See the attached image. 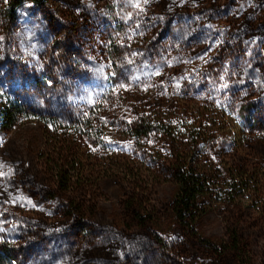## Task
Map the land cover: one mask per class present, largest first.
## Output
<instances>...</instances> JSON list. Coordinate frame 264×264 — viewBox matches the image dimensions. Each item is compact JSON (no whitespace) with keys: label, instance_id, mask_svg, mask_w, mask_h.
<instances>
[{"label":"rangeland","instance_id":"rangeland-1","mask_svg":"<svg viewBox=\"0 0 264 264\" xmlns=\"http://www.w3.org/2000/svg\"><path fill=\"white\" fill-rule=\"evenodd\" d=\"M183 161L208 180L185 226ZM1 245L7 264H264V0H0Z\"/></svg>","mask_w":264,"mask_h":264},{"label":"trees","instance_id":"trees-1","mask_svg":"<svg viewBox=\"0 0 264 264\" xmlns=\"http://www.w3.org/2000/svg\"><path fill=\"white\" fill-rule=\"evenodd\" d=\"M39 1L41 0H33V2ZM22 2L18 1L16 6H19ZM91 112H93L96 118L98 117L99 112L96 108L91 109ZM26 116L25 109L21 105L12 102L2 110V120L9 126L17 124V122ZM63 167H65V164ZM175 173L179 187L174 196L172 208L176 221L181 226H185L188 221L195 219L203 213L202 200L208 192V180L206 174L198 166L188 161L179 162L175 167ZM61 174L62 170L58 172L59 176ZM235 245L233 251H240L239 244L235 243ZM13 254L14 250L12 248L7 245H1L0 264H7L9 258L14 256Z\"/></svg>","mask_w":264,"mask_h":264}]
</instances>
